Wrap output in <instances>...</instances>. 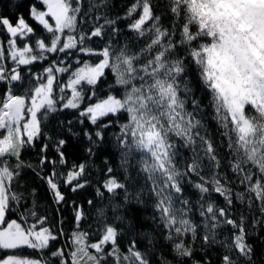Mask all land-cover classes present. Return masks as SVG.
I'll return each instance as SVG.
<instances>
[{
    "label": "snow or ice",
    "instance_id": "obj_1",
    "mask_svg": "<svg viewBox=\"0 0 264 264\" xmlns=\"http://www.w3.org/2000/svg\"><path fill=\"white\" fill-rule=\"evenodd\" d=\"M37 2L43 10L33 4L29 13L49 34L47 42L39 38L34 45L18 46L17 37L27 39L35 34L34 28L22 15L17 17L15 25L8 18L0 17V26L10 37L7 59L16 65L7 67L4 44L0 42V81L8 85L0 96V130H3L0 132V249L28 248L43 252L58 239L45 226L46 216L39 217L32 212L36 222L27 226L6 218L10 201L19 200L12 191V183L26 166L20 160L21 152L43 135L42 121L50 113L81 109L86 86L88 100L97 97L96 86L108 70L114 75L116 87L110 85V94L86 104L79 115L92 125L110 115L117 118L119 134L115 139L121 149L122 165L137 168L136 176L144 186L133 197L128 184L109 175L103 183L104 189L112 195L122 190L125 203L134 199L142 204L141 196L145 191L150 194L156 213L153 219L165 230L164 238L177 255H192L193 249L186 238L194 242L198 229L203 228L201 238L205 244L219 243L226 249L222 264H239L240 258L245 264H251L252 247L247 243L245 217L240 216L238 223L231 218L230 208L233 197L244 202L247 193L250 194L247 203L258 202L264 213V0H167L165 8L172 17L168 26L162 24L161 15L155 14L153 0H133L123 17L110 19L97 15L94 20L89 19L90 31L82 27L85 18L107 0L100 3L89 0L88 11L83 15L84 0ZM102 18L104 22L98 23ZM121 19L131 21L127 27L138 40H146L142 47L133 50L127 42L120 46L112 43L120 32L116 25ZM105 37L106 43L100 49L86 43ZM74 52L101 59L93 63L81 61L77 55V67L73 70L66 61ZM58 53L65 54L63 60H52L42 74L32 73L38 81L36 86L24 95L13 94L12 82L23 79L21 65L29 66L48 59V54ZM190 72L207 93L206 105L195 96ZM56 73H70L67 82L57 83ZM54 85L58 96H54ZM66 89L71 90L70 97L64 95ZM206 108H211L212 119L222 129L224 141L221 143L231 158L227 166L237 182L244 185V192H234L232 181L219 171L218 149L204 123ZM120 115L125 116L123 123L119 121ZM112 124L113 121L100 123L95 137L102 141L103 130ZM85 135L92 140V133L85 132ZM65 143L64 140L57 142L61 163L65 161L60 148ZM47 148V144L43 145L42 152ZM182 149L189 150L191 156L185 158ZM88 151L91 153L92 149ZM45 162H48L47 156H42L41 164ZM51 163L55 165L56 161ZM205 170L208 174L202 175ZM84 171V164L66 174L57 173L53 167L43 177L56 203L65 200L58 181L63 179L75 192L85 186L86 181L79 182ZM107 171L112 173L111 168ZM191 176H196L197 181H191ZM126 180L133 182L130 177ZM185 180L198 190L200 223L189 216L191 202L182 195ZM213 194L223 197L226 207L217 205ZM83 217V210H77V224ZM225 226L235 231L230 237L218 240V230ZM88 235L78 229L71 234L75 247L69 253L70 259L65 257L64 248L51 252V256L58 257L60 264H102L106 255L115 257L116 264L121 261L149 264L135 240L130 242L126 253L121 252L117 244L120 232L114 225L105 224L97 242L89 243ZM107 245L111 251L106 254ZM233 250L237 253L235 259ZM0 264H50V261L42 256L12 254L0 259Z\"/></svg>",
    "mask_w": 264,
    "mask_h": 264
},
{
    "label": "trees",
    "instance_id": "obj_2",
    "mask_svg": "<svg viewBox=\"0 0 264 264\" xmlns=\"http://www.w3.org/2000/svg\"><path fill=\"white\" fill-rule=\"evenodd\" d=\"M100 3V0H95ZM133 3V0H107V3L101 5L98 9H93L88 17L85 18V24L82 26L85 31H90L91 25L88 20H94L97 15L101 17L107 16L110 19L123 17L127 11L128 6ZM35 4L40 10L43 6L37 0H0V17L8 18L12 23L17 22V17L22 15L27 23L34 28L35 34L30 35L27 39L22 40L17 37V45L23 46L24 43L35 44L39 38L48 40V33L30 17V6ZM154 12L161 15V22L165 26L170 24L172 19L171 14L167 13L165 5L167 0H153ZM89 8V0H84L81 15L87 12ZM135 18V17H134ZM103 18L98 23H103ZM131 23L130 20H118L116 27L120 32L113 37L112 43L120 46L125 42L129 43L133 50L142 47L146 40L144 38L137 39L127 25ZM9 34L3 26H0V42H3L5 48V63L9 69L16 67L8 56V40ZM107 37L104 39L93 38L91 41H86L88 46L100 49L106 43ZM39 50H37L38 52ZM79 55L81 61L98 62L101 57L84 56L83 54L73 53L72 57L67 59V63L72 65L74 70L77 65L75 57ZM65 54H48V59L43 61L34 62V64L26 66L21 65L19 71L23 79L18 82H12L11 88L13 94L24 95L26 90H29L37 85L38 81L34 78L32 73L42 74L43 69L48 67L52 60H63ZM31 69V72H29ZM70 73H56L57 83H65L69 78ZM193 76V72L189 73ZM115 88L114 75L105 70V76L96 86L97 97H93L91 101L87 98L88 87L84 88L85 102L81 105V109H63L55 113H50L46 120L42 121L41 135L33 145L26 146L21 152L20 160L24 162V167L20 169V174L12 183V191L19 197L17 201H10L9 211L7 213V220L15 219L25 226L36 222V217L31 213L35 212L39 217H47L45 226L49 227L54 234L58 235V239L50 243V247L43 252L33 249H20V250H3L0 249V259L7 255L21 254L33 258L47 259L50 264H60L58 257H52L51 252L58 248H64L65 257L70 259L69 253L74 250V245L71 240V234L77 229L87 232L88 242L94 243L101 238L102 229L105 224L109 222H98L90 225L84 224V217L79 221L75 219L77 210H83V204L91 201V204L103 203L110 200L113 196L103 187V183L109 178V175L116 177L119 181L128 184V191L134 197L136 191L143 187V181L140 177L136 176L138 171L135 167L122 165L121 149L115 139L119 134V125L115 123L116 117L108 116L98 122L97 125H92L90 121L79 115L86 104L96 102L97 98H104L112 89ZM7 82L0 81V96L3 95L7 87ZM193 88L195 89V96L201 99L203 104H207V93L203 92L201 86L197 83L193 76ZM54 96H58V88L54 85ZM70 89H66L64 95L70 97ZM116 94H119L117 92ZM59 107V105H58ZM125 120L124 115H120L119 121L123 123ZM80 121H83L81 123ZM113 121V124L104 129V139L98 140L94 133L99 128L100 123H108ZM204 123L208 135L217 146L221 167V174H227V178L232 181L231 187L234 192H244L245 187L237 182L236 176L231 172L227 166L231 159L228 150L224 143L222 136V129L217 122L212 119L211 108H206L204 116ZM85 132L92 133V140H89ZM64 140L66 143L60 148L64 153V163L60 162V157L57 151V142ZM95 141V143H93ZM47 144L48 148L42 152L43 145ZM92 149L89 153L88 149ZM182 155L187 158L191 156V152L187 149H182ZM47 156L48 162L41 164V157ZM51 161H56L55 165ZM134 163V161H133ZM80 164L85 165V171L80 178V183H85L83 188H78L75 192L71 190V185H65L63 179L58 181L60 183V191L64 194L65 200L56 203L52 191L46 184L43 177L49 175L55 167L57 173L66 174L74 169L75 166ZM108 168L112 169V173H108ZM208 174L207 170L202 175ZM126 177L132 178L133 182L128 183ZM191 181H197L196 176H191ZM75 184V182H73ZM184 191L182 193L184 198L191 202L192 211L189 213L190 218L195 223L201 222L199 215V207L196 201L199 199L198 190L192 187L187 181H183ZM101 193V194H98ZM117 194L124 193L118 190ZM116 194V195H117ZM250 194L246 193L245 201L241 202L233 197V205L230 208L231 218L237 220L239 217H245V231L247 233V243L252 247L251 264H264V213L261 212L258 202H253L251 205L247 203ZM216 204L221 207H226L223 197L219 194H213L212 197ZM144 201L142 204L137 203L134 199H130L128 206L136 207L143 221V225L137 230H123L119 229L120 235L117 237V244L122 253H126L128 246L132 240L137 242V248L142 251L149 264H222V257L226 254V249L219 243L205 244L202 240L203 228L198 229V235L194 242L190 237L186 238V243H190L193 249L191 256H179L173 250L171 243L166 240L165 230L158 226V220H154L156 215L153 208L154 198L147 194L141 196ZM124 201V199H123ZM89 204V203H88ZM84 213V212H83ZM259 221V223H258ZM112 225V224H111ZM115 226V225H114ZM235 230L231 226H225L218 230V240H224L225 237H230ZM230 242V241H229ZM69 243V244H67ZM94 251V250H90ZM111 251V246H105V253ZM233 258H236L237 253L235 250L232 252ZM102 264H116L115 257L106 255ZM120 264H124L123 261ZM239 264H245L243 258H240Z\"/></svg>",
    "mask_w": 264,
    "mask_h": 264
},
{
    "label": "rangeland",
    "instance_id": "obj_3",
    "mask_svg": "<svg viewBox=\"0 0 264 264\" xmlns=\"http://www.w3.org/2000/svg\"><path fill=\"white\" fill-rule=\"evenodd\" d=\"M50 22L54 23L51 19ZM13 24L15 25V23ZM2 131L3 130H0V132ZM83 212L85 215V225L98 222H109L123 230H137L143 225L138 209L126 205L123 201L122 194H117L103 203L93 205L84 203ZM101 213L103 215H101ZM118 217L122 219H118Z\"/></svg>",
    "mask_w": 264,
    "mask_h": 264
}]
</instances>
